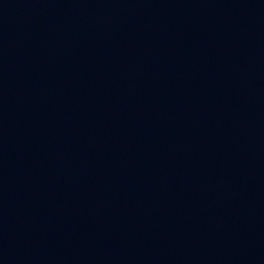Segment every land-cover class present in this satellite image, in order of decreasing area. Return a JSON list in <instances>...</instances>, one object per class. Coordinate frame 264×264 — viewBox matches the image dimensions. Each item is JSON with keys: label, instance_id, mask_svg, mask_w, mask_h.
<instances>
[{"label": "water", "instance_id": "95a60500", "mask_svg": "<svg viewBox=\"0 0 264 264\" xmlns=\"http://www.w3.org/2000/svg\"><path fill=\"white\" fill-rule=\"evenodd\" d=\"M0 264H264V0H0Z\"/></svg>", "mask_w": 264, "mask_h": 264}]
</instances>
